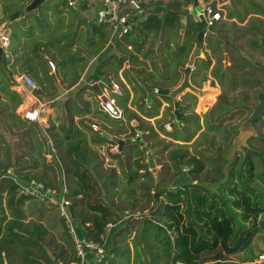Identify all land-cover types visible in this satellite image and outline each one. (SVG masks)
<instances>
[{
	"label": "trees",
	"instance_id": "16d2710c",
	"mask_svg": "<svg viewBox=\"0 0 264 264\" xmlns=\"http://www.w3.org/2000/svg\"><path fill=\"white\" fill-rule=\"evenodd\" d=\"M33 1L3 0L0 5V25L4 18L9 19L15 13H21L18 19L9 20L7 26L10 30L9 59L0 63L2 71L4 70L3 82L0 81V92L3 94V98H0V111L16 119L20 130L29 129L23 137L30 139L26 144H22L25 154L20 155L14 170L24 183L37 181L47 188H53L46 179V172L51 171L53 166L60 165L64 169L67 198L71 202L69 211L77 230L84 232L83 235L79 231V235L104 247L108 226L117 224L121 218L115 220L116 208L111 207L107 202L101 204V201H111L110 198L117 196L121 200H131V207L134 209L140 201L151 198L154 188L153 177L141 163L142 145L132 143L123 147L120 155H125L126 149L136 153L139 160L132 166L133 168L121 176H118L115 170L109 175L106 170V177L102 180V184H99L97 179L102 173L100 169L103 163L98 160L95 147L103 145L108 140L100 132L94 131L93 126L91 127L93 131L83 126L87 123V120L83 119L92 114V106L89 102L84 107H79L76 104L77 99L69 100L65 108L70 120L67 125L58 126L51 122L50 127L45 130L49 142L41 140L37 128L33 127L34 124L22 120L15 113L23 104V99L12 89L13 84L11 85L7 80L6 67H11L12 75H28L33 78L40 87L35 93L38 98L39 94L52 97L56 89L49 81L52 78L49 62L57 69L56 79L60 84L66 89H71L82 79L88 67V60L98 56L111 40L110 35L101 31L103 29L100 28L104 27H96L97 25H91L92 35L89 34V38H80L78 29L82 22L77 23L76 11L68 8L66 0H45L35 12L22 14V11ZM261 3L264 4V0H261ZM231 9L228 20H234L232 24L228 26L223 23L222 16L221 21L216 23L210 32V39L202 48L207 56L209 53L205 52V49L218 46L217 42L222 37L227 38V31L231 29L235 31L237 25L245 22L253 37L251 44L256 45L252 48L264 50L260 45L261 38L264 39V5H258L257 0H234ZM164 11L165 15L162 19L150 16L139 28L136 26L131 33L119 38L115 46L118 56L112 54L104 63H100L90 78L95 83L101 82L104 78L110 81L109 77L112 74L123 92V97L115 98L123 109L126 120L128 123L132 120L138 122V129L132 130V133L138 132L143 137L148 136L153 140L159 138V133L148 126V122L140 116L144 115L143 117L149 120L158 117L162 103L156 100L155 94L149 98L147 89L170 92L178 87L183 78L181 70L186 69L191 62L194 45L198 42L201 32V25L195 19L193 25L187 27L182 23L184 18L181 14L171 10ZM217 24H222L220 30H216ZM183 29H186V32L182 38ZM156 34H160L161 40L157 52L161 71L154 61V52L145 49L148 42L154 40ZM180 38H182L181 45L178 44ZM79 46L86 48L81 50ZM231 47V51L240 58L241 62L233 61L235 64L229 66V72L237 81L236 84L231 85L230 91L237 84L249 87L251 90L262 86V91L257 94L258 99L259 94L264 90V78H260L259 75H264V71L245 60L242 56L245 52H242L238 46ZM213 55L218 58L217 53ZM211 61L200 58L194 60L192 64L196 67L191 75L192 83L201 87V84L207 80L205 74L212 71V75H215L214 79H222L219 80L222 90L229 89L224 76H219L220 69L214 73ZM126 63H129L131 68L129 72L125 70L123 76L131 91L119 80V73ZM135 75L139 76L141 84L130 79L129 76ZM254 77H258V80H252ZM88 88L90 97L97 98V90L90 84ZM80 92L84 91L78 93ZM130 93L133 94L131 103ZM160 98L167 104L172 102L169 97ZM143 101L147 104L153 103L154 112L143 111L140 105ZM184 101L185 103L192 101L193 105L197 103L196 97L191 94L185 95ZM226 105L225 101L220 100L211 111L210 118L207 114L208 118L206 117L202 122L195 113H181V130H177L178 127L175 125L172 132H166L160 127L161 135L173 141L167 148L175 145V149L170 152V158L175 168L180 170L176 176L179 177L184 167H187V173L193 184L178 188L174 198L165 195L170 203L159 205L152 213L153 218H161L160 222L145 219L131 247L125 241L128 239L126 234L128 227L117 230L110 240L112 243L110 252L104 251L102 259L93 264H237L233 262L232 257L244 254L251 248L255 237L262 232V229L264 230L263 218L258 224V220L264 216V131H262L264 113L263 118L253 124L257 136L247 140V147L243 148L242 153L236 154L230 166L222 156L212 162H205L198 156L192 157L187 150V144L192 143L203 129L196 142L206 136L207 131L213 134L223 131L222 123L213 119L214 114L220 112ZM246 110H249L248 107ZM98 113L103 114L99 110ZM188 115L191 118H187ZM75 119H80V122H76ZM175 119L174 114L173 120ZM107 121L124 127L122 121L110 118ZM210 140L209 146H213L215 138ZM52 150L54 153L48 162L47 158L52 154ZM207 164H210L217 183H221L218 191L213 192L200 186L202 181L200 177L206 170ZM7 165L0 169L5 171L12 167ZM39 169L41 171L38 172ZM17 188L11 180L0 182V192L10 199V208L15 213L26 199L18 196ZM162 195L160 191L155 196L158 198ZM182 197L185 198L184 206L180 200ZM22 219V216L16 214L10 220L5 214L0 217V264H5L6 259L16 264L81 263L67 229L64 244H56L57 252L53 259L45 248L48 231L40 223H24Z\"/></svg>",
	"mask_w": 264,
	"mask_h": 264
},
{
	"label": "rangeland",
	"instance_id": "374dc122",
	"mask_svg": "<svg viewBox=\"0 0 264 264\" xmlns=\"http://www.w3.org/2000/svg\"><path fill=\"white\" fill-rule=\"evenodd\" d=\"M194 0H168L164 5H155L154 8L149 9L148 7V17L150 16L158 18H163L165 15L164 10H171L175 13H179L184 18L183 20L186 21V26H192L194 23V19H192L191 15H188V10L191 6H193ZM233 1L234 0H213V4L215 3V6H219L223 12H221L223 16V21H225L228 26L232 24L230 20H228V15L230 13L231 8H233ZM2 0H0L1 5ZM257 4L264 5L261 3V0H257ZM163 6V7H161ZM251 8L252 6L249 5ZM253 8V7H252ZM96 4L86 2L84 3L78 10L76 11V21L77 23L82 22L78 33L80 35V38H89V34H91V25H95L96 21ZM236 14V13H235ZM197 17L199 16V12H196ZM3 23L0 25V29L2 26L6 27V30H9L7 28L9 19L4 18ZM230 21V22H229ZM202 27V24H200ZM246 22L243 24L237 25V27L234 29H231L230 31H227V38L225 39L222 37V39L217 42L218 46H215L216 48L219 47V51H217V57L213 56L212 54H208L210 56H206L207 59H211L213 64V70L214 73L217 72L219 69V76H224L225 82L227 86H229V89L222 90L219 80L222 79H214L215 75H212L211 73L205 74L207 80L204 84H202L200 93L198 94L197 99V106L195 110V114L198 115L201 119V122L207 117V114L209 115L213 109V107L216 106V100L219 98L218 96L222 93V100L225 101L227 98L229 100V105H226L222 108L220 112L217 114H214V119L218 122L222 123L221 125L224 127L223 131H220L216 134H213L212 132H206V136H203L199 141H195L199 138L201 132L204 131V129L198 133L196 139L192 142L187 144V150L189 151V154L192 157H200L205 162H212L214 160H217L220 156L224 157V160L229 164L230 166L237 153L243 152V148L247 147L246 143V137L247 135L243 136L241 133V129L243 128V125L247 122L249 117L251 116V111L246 110L247 106H253L258 102L257 94L262 91L263 87L260 86L256 89H250L246 86H241L237 84V86L230 91V87L232 84H236V79L233 78L232 74L229 72V66L232 64H235V62H241L240 58L234 54L230 46H228V51H221V49L224 47L223 45H226V43H230L231 45L238 46V48L245 53H248L252 55L255 59L260 61L264 64V50H259L257 48L253 49L252 46H256L251 44L253 37L250 34V28L249 26H245ZM222 27V24L216 25V30H220ZM234 28V27H232ZM229 29V28H228ZM227 29V30H228ZM264 29V28H263ZM104 31L108 34V36H111V41H117L118 38H112V33L108 28L105 27ZM10 32V30H9ZM87 35V36H86ZM92 35V34H91ZM2 36V35H0ZM238 37V38H237ZM237 38L235 43H233L234 39ZM255 42V41H254ZM258 42V41H257ZM216 44V45H217ZM259 46V43H257ZM161 46V40H160V34H156L154 37V40L152 42H148V44L145 46L146 50H152L155 54L154 61L156 64H158V69L161 71V65L160 57L158 56V49ZM198 46V48H201V44L198 42L194 45ZM81 50H85L86 46H79ZM237 48V47H236ZM77 49V46H76ZM113 49V46H112ZM111 47L109 48L108 52H104L106 54H102V59H106L108 56L107 54H110ZM113 51H111L112 53ZM224 57H229V63L226 64L223 62ZM104 59V61H105ZM194 59H191V62L193 63ZM98 57L92 58L88 60V67L85 70L82 79L78 82L77 85H75L71 89H66L64 86L60 84V82L56 79L57 75V69L55 70V73L53 71L51 72L52 78H50V83L53 84L55 87V92L52 97H48L45 94L40 95L39 94V101L41 104H46L44 107V113L42 115V119L44 120V123L42 125H36L33 127L38 130V135L41 138V140H48V135L46 133V129L50 127L51 122L55 125H61V124H68V121L70 120L68 118V115L66 113L65 105L66 103L73 99H77V106L84 107L86 102H90L93 107H95V100H92L90 97V92L88 85L93 84L95 82L91 81L90 78L95 73L96 69L99 67ZM100 61V60H99ZM235 61V62H233ZM1 63V62H0ZM126 65H128L126 63ZM150 63L148 62V66ZM193 67V66H192ZM0 64V81L3 82L4 79V70L2 71ZM131 68V67H130ZM130 68H127L126 71L129 72ZM151 68H149L150 70ZM11 67H6V77L9 83L12 85L14 84V78L18 77L20 74H11ZM133 75V74H132ZM257 75V74H256ZM130 79L135 82L137 81V84L141 81L138 75L135 76H129ZM260 78H264V75H259ZM111 80L115 81L117 83V80L113 78L112 74L109 77ZM258 80V77L252 78V80ZM251 82V81H250ZM98 83V82H97ZM252 83V82H251ZM256 84V83H255ZM119 86V85H118ZM39 87V85H38ZM40 88V87H39ZM79 91H84L80 92ZM79 94V95H78ZM0 98H3V94L0 92ZM22 98V97H21ZM50 98L51 102H48L47 99ZM157 101L161 102L162 105L159 110V116L155 117L153 119H147L143 117L144 115L140 116L146 122H148V126L153 128L156 132L159 133L158 139H149L148 136L143 137V135H139L138 132H133L132 130L138 129V122L136 128H132L128 121L125 118L124 127L119 124H109V127L106 125L107 122L104 120H97V121H91L88 118H84L83 120H87V123L84 124L89 131H93L91 126H96V129L101 134H106L107 136L111 137L106 139L108 142L104 143L101 146L95 147V150L98 154V160L102 162V173L99 175L100 178L97 179L99 184H102V180L106 177V170L108 174H113V170L117 173L118 176H121L123 174H127L132 169L133 165L139 160V158L136 156V153L133 151L127 150L125 151V155H120L122 153V149H120L118 145V141H123L124 146H128L131 143L132 140L140 139L141 142H143V146L140 149L141 151V163L144 164L146 167V171L150 172L153 177V184L154 188L151 193L150 199H145L140 201L137 206L133 209L131 207V200L128 199H118L117 196H114L110 198L111 201L102 200V203L107 202L111 207L114 206L117 210V215H115V220H121L117 224H112L113 228L107 230V235L105 238V244H104V251L110 252L112 243L111 240V234L113 235L117 230L128 227L127 233L128 239L125 240L126 244H128L130 247L132 246L133 240L138 237V234L140 233L142 229V225L145 219L149 218L151 220H155V222H160L159 218H153V211L156 210L159 205L161 204H168L170 201L165 197L167 192H171L172 197L174 198L177 193V189L172 188V182L176 179V175L180 172V170H177L175 168L174 162H172L170 158V152L171 150L175 149V145H171L170 148H167L169 144H171L173 141H170L169 139L165 138L161 135L160 127L163 128L166 132H172L174 131V125L177 126V130H181L182 124H176L175 120H173V115L175 114L174 111V102L175 100L172 99L171 104L165 103L164 100L161 98H156ZM97 101V100H96ZM140 105L142 106L143 111L147 112H154L153 111V105L147 104L145 101L141 102ZM1 106V105H0ZM18 109H16L15 113L17 114ZM187 118H191L190 115L187 116ZM208 118V117H207ZM76 122H80V119H75ZM149 120V121H148ZM127 121V123H126ZM17 120L11 118V116H8L7 114H2L0 111V168L3 166H12V169H15L18 159L21 154H25V150L22 147V144H26L30 139L29 138H23L24 134L29 130L28 128H24L20 130V126L16 124ZM15 123V125H14ZM166 126H170L171 131L166 129ZM264 131V129H262ZM132 133V134H131ZM215 138V143L213 146H209L210 139ZM196 142V143H195ZM209 142V143H208ZM246 143V146L244 145ZM122 147V148H123ZM207 149L209 151H207ZM117 151V152H116ZM113 157L115 159H113ZM50 161V158H47V161ZM48 161V162H49ZM125 163V164H124ZM128 163V164H127ZM123 165V166H122ZM131 165V166H130ZM15 166V167H14ZM185 169L183 171H187V167H184ZM206 170L201 175L202 180L200 182V186L207 188L209 190H212L213 192L218 191L220 184L217 183L215 174L211 171L210 164L206 165ZM41 171V169L38 170V172ZM64 169L59 166H53L51 168V171L46 172V179L50 181L53 188L56 190H61L62 184L64 181ZM162 192V196L156 197L155 195L157 192ZM0 192V217L2 214H5L6 218L8 220L12 219L13 215H18L23 217L24 223L29 222H36L40 223L44 226V228L48 231V235L46 238V251L54 259V254L57 252L56 244H64V240L67 237L66 233V225L64 223L63 218L60 216V211L57 207L53 206L49 202H39L37 200H32L26 198L23 200V202L19 205V211L17 213L13 212L10 208V199L4 194ZM19 196V195H18ZM155 196V197H154ZM181 202L183 206L185 205V198L182 197ZM71 207V206H70ZM119 207V208H117ZM70 210V209H69ZM70 212V211H69ZM264 219V216L261 217L258 220V224L261 219ZM259 226V225H258ZM68 231V229H67ZM169 232V231H168ZM170 232L168 233V235ZM69 235V233H68ZM70 237V235H69ZM109 237V238H108ZM109 239V240H108ZM108 240V241H107ZM133 253V252H132ZM103 256L100 258H96L94 256V253L89 252L86 254V259L89 260V264H93L98 262L100 259H102ZM264 257V230L262 229V232L259 233L255 239L253 240V244L251 248L244 254L233 256L232 260L234 263L237 264H262L261 259ZM88 263V262H87ZM5 264H16L15 262L6 259ZM44 264V263H43Z\"/></svg>",
	"mask_w": 264,
	"mask_h": 264
},
{
	"label": "built area",
	"instance_id": "2783aa9c",
	"mask_svg": "<svg viewBox=\"0 0 264 264\" xmlns=\"http://www.w3.org/2000/svg\"><path fill=\"white\" fill-rule=\"evenodd\" d=\"M149 1V0H148ZM147 0H66L68 8L78 10L84 3L90 2L96 4V24L98 26L106 27L112 33V38H121L133 31L137 26L140 18L146 15ZM159 0H150L149 2H158ZM199 4V22L205 28L214 26L221 21L222 9L213 6V0H196ZM9 35L0 36V47L5 50V59H9L8 54ZM50 71L55 73V66L53 63L48 64ZM13 90L19 94L23 99V104L18 108V116L34 125H42L44 123L42 115L46 104H41L38 97L35 95L39 89L38 84L28 75H20L14 78ZM93 83L91 86L99 85ZM111 94H104L99 96L97 105L99 111L105 116L115 121L125 122V115L123 109L118 105L116 96H121L120 88L117 84H110ZM136 123L131 122V125ZM167 130H171L170 126H166ZM93 130L97 131L96 126ZM117 152V151H116ZM3 180H11L17 185L18 195L37 200L39 202H49L57 207L60 211V216L68 229V233L74 243L77 256L81 259L80 264H88L86 261V254L88 252L94 253L96 258H100L104 253V247L95 243L92 240H85L78 233L75 221L72 219L69 212L71 202L67 198L68 190L63 181L61 190L47 188L43 183L32 181L24 183L16 174L15 170L9 168L5 171L0 169V182ZM108 228H112L109 225ZM264 263L262 257L260 263Z\"/></svg>",
	"mask_w": 264,
	"mask_h": 264
},
{
	"label": "water",
	"instance_id": "95a60500",
	"mask_svg": "<svg viewBox=\"0 0 264 264\" xmlns=\"http://www.w3.org/2000/svg\"><path fill=\"white\" fill-rule=\"evenodd\" d=\"M45 0H34L32 3H30L23 11L22 14H30L32 12H35L39 6H41L44 3ZM194 10L192 12V15L195 16L197 18L196 12L199 11L198 9V3L195 0L194 3ZM21 16L20 12H17L13 15H11L9 17V20H16ZM197 22H199L198 18H197ZM201 24V23H200ZM214 26H210L208 28H203L201 30V32L199 33V42H202V38L204 36V34L206 33V31L211 32L213 30ZM261 44L262 46H264V39L261 38ZM199 54V50H197L196 55ZM242 56L245 60H247L248 62H250L252 65H254L256 68L264 71V64H262L261 62H259L258 60H256L255 58L251 57L249 54L247 53H242ZM5 61V50L0 47V62H4ZM192 72L191 68H187L184 70V74H185V78L184 81L182 83V85L177 88L176 90L170 91V92H163V91H158L157 94L162 96V97H169L173 100H176L181 94H183L186 90H192L195 91L196 90L191 86L190 84V74ZM103 84L105 85H109V79L104 78L102 80ZM264 82V81H263ZM96 90H98V94L100 93V88L98 85H94L93 86ZM147 92L149 95H151L152 93H155V90L152 89H147ZM258 100L259 103L253 108V113L251 114V116L249 117V119L247 120V122L243 125V128L241 129V133L243 136L246 137V142L250 137H256L257 133L253 127V124L258 121L259 119L263 118V113H264V92L260 93L258 96ZM48 102L50 101V98L47 99ZM175 108V116H176V120L177 122H181V117L178 111V104L175 103L174 105ZM103 137H108L111 138L109 136H107L106 134H102ZM131 143H138L141 144L143 146V142H141L140 139H135L132 140ZM118 145L120 147V149H122V147L124 146V142L123 141H118ZM246 146V143L244 144ZM193 184V180L189 177L187 171H183V173L177 177L173 183H172V188L173 189H178V188H182L184 186H188V185H192ZM165 193L169 196L172 197L171 192H167L165 191Z\"/></svg>",
	"mask_w": 264,
	"mask_h": 264
},
{
	"label": "crops",
	"instance_id": "0c3cea01",
	"mask_svg": "<svg viewBox=\"0 0 264 264\" xmlns=\"http://www.w3.org/2000/svg\"><path fill=\"white\" fill-rule=\"evenodd\" d=\"M3 1V0H2ZM148 1V0H147ZM150 1V0H149ZM147 2L148 4L146 5V15H144L142 18H140V20H139V22H138V24H137V28H139V26H141L142 24H144L147 20H148V13H147V11H148V7H149V9H152V8H154L155 7V5H164V3H166L168 0H159L158 2ZM194 3H195V0L193 1V6H191L189 9H187L188 10V15H191V17L193 18V19H195L196 21H197V18L195 17V16H193L192 15V12H193V10L195 9L194 8ZM161 7H163V6H161ZM198 9H199V4H198ZM96 17V16H95ZM158 19H162L161 17L160 18H158ZM231 22H233L234 20H230ZM229 21V22H230ZM182 23L184 24V26H186V21L185 20H182ZM218 23V22H217ZM223 23H225V24H227L225 21L223 22ZM95 25H97L96 24V21H95ZM96 27H102V26H96ZM8 28V27H7ZM95 29V28H94ZM100 29H103V30H101V31H103V32H105L104 31V29H105V27L104 28H100ZM185 32H186V29H183L182 30V32H181V34H182V38H183V35L185 34ZM10 34V32H9V30H6V27H4V26H2L1 27V29H0V35H9ZM136 35H137V33H136ZM143 38H145V35L143 36ZM182 38H180V40L178 41V44L179 45H181V43H182ZM119 39V38H118ZM116 42L117 41H109L106 45H105V48L101 51V53L98 55V56H96V57H98V65H100V63H104L106 60H107V58L109 57V56H111L112 54H114V55H116V56H118V53H117V51H116V48H115V46H117L116 45ZM112 46H113V49H112ZM111 47V51H113L112 53H111V51H110V54H107L108 56L106 57V59H105V61H104V59H102V54H106V53H104V52H108V50H109V48ZM100 60V61H99ZM128 65H124V67H123V70L119 73V80L123 83V84H125L126 85V87L131 91V87L127 84V82L125 81V79H124V76H123V72L127 69V68H130V65H129V63H127ZM189 65L190 66H192L193 64L190 62L189 63ZM51 72V71H50ZM133 75H134V73H132ZM115 83V81H113V80H110L109 81V85H105V84H103V82L101 81L100 82V84L98 85L99 86V88H100V93L98 94V92H97V94H98V96H97V98H93V97H91L92 98V100H95V107H93V105H91V103L89 102V104L92 106V108H91V111H92V114H91V116H86L85 118H88V119H90L91 121H97V120H104L105 122H107V126H108V128H110L109 127V121H107V119L108 118H106V116H104L103 114H100V113H98V105H97V101L96 100H98V98H99V96H103L104 94H111V92H110V84L111 83ZM115 84H117V83H115ZM139 84H141V81L139 82ZM101 85H103V87H101ZM118 85V84H117ZM120 88V87H119ZM12 89H13V87H12ZM176 90V89H175ZM98 91V90H97ZM120 91H121V89H120ZM157 92H158V90H155V93H152L151 95H153V94H155V95H157V98H159L160 99V97H162V96H160V95H158L157 94ZM131 94V96H130V103H131V101H132V99H133V94L132 93H130ZM147 94H148V92H147ZM19 95V94H18ZM151 95H149L148 94V97L150 98V96ZM20 96V95H19ZM21 97V96H20ZM116 97H123V92L121 91V96H116ZM87 103V102H86ZM149 104H152L153 105V103H149ZM153 109V108H152ZM135 112H137V111H135ZM44 121V120H43ZM132 121H135V120H132ZM132 121H130L129 122V124H130V126L132 127V128H136V126H137V122L136 123H134V124H132L131 125V122ZM149 121V120H148ZM126 123H127V121H126ZM92 127V126H91ZM171 131V130H170ZM139 135H141L140 133H139ZM48 142H49V140H47ZM51 144V143H50ZM51 147H52V144H51ZM53 153H54V150H52V154L51 155H49L48 156V158H50L51 159V157H52V155H53ZM54 161H55V159H54ZM64 173V172H63ZM4 195V194H3ZM80 231V233L81 234H83L84 235V232H82V230H79ZM78 231V232H79ZM82 236V235H81ZM111 236H112V234H111ZM84 238V237H83ZM86 261L88 262V264H89V260H87L86 259Z\"/></svg>",
	"mask_w": 264,
	"mask_h": 264
},
{
	"label": "flooded vegetation",
	"instance_id": "af4514ba",
	"mask_svg": "<svg viewBox=\"0 0 264 264\" xmlns=\"http://www.w3.org/2000/svg\"><path fill=\"white\" fill-rule=\"evenodd\" d=\"M202 24V23H201ZM203 28H205V26L202 24V27H201V30L203 29ZM203 40H202V42H199L200 40H199V36H198V43L199 44H201L202 46H199V47H201V48H198V46H195V48H194V51H193V53H192V57L191 58H193L194 60L195 59H202V60H207V57H205L204 55H206L205 53H204V51H203V47H204V44H205V42L207 41V40H209L210 39V32L209 31H206V33L204 34V36H203V38H202ZM261 46H262V44H260ZM224 47L221 49V51H228V46H232V47H234L233 45H231L230 43H226V45H223ZM231 47V48H232ZM264 47V46H263ZM197 50H199V54L198 55H196V52H197ZM220 49H219V47L218 48H216V47H212L211 49H205V52H207V53H209V54H214V53H217V51H219ZM207 56V55H206ZM210 56V55H209ZM214 56V55H213ZM193 60V61H194ZM229 57H224V60H223V62H225L226 64H228L229 63ZM260 62V61H259ZM192 63V62H191ZM263 64V63H262ZM193 66V67H192ZM192 66H190V65H187V67H186V69L187 68H191L192 69V72H191V74H190V84H191V86L196 90V92L195 91H192V90H186L183 94H181L176 100H175V102H174V105H175V103H177L178 104V111H179V114H181V113H184V114H191V113H195V108H196V106H197V103L195 104V105H193L191 102L192 101H190V103H185V101H184V96L185 95H189V94H191V95H193V96H195L196 97V99H198V94L200 93V90H201V87H202V84H204V83H202L201 84V87H197L196 85H194L193 83H192V81H191V75L193 74V72L195 71V65L193 64ZM185 70V69H184ZM184 70H181V73H182V75H183V78H182V80H181V82H180V84L178 85V87L177 88H179L181 85H182V83H183V81H184V78H185V74H184ZM264 81V80H263ZM264 83V82H263ZM176 88V89H177ZM263 92H264V90H263ZM219 98L216 100V105H218L219 104V101L221 100L222 101V93H221V95H219L218 96ZM226 100H225V102L227 103V105H229L228 103H229V100L227 99V98H225ZM259 103V100H258V102L255 104V105H251V106H247L248 107V109H249V111H251V114L253 113V108L257 105ZM214 108V107H213ZM213 110V109H212ZM174 111H175V108H174ZM175 123L176 124H182V120H181V122H177V120L175 121Z\"/></svg>",
	"mask_w": 264,
	"mask_h": 264
}]
</instances>
